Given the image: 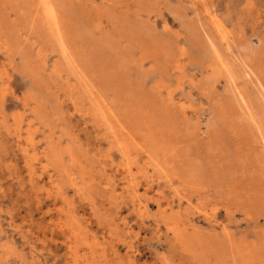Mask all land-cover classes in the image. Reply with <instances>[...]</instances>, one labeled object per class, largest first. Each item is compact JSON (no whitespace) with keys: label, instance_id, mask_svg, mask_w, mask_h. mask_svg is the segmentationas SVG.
<instances>
[{"label":"rangeland","instance_id":"rangeland-1","mask_svg":"<svg viewBox=\"0 0 264 264\" xmlns=\"http://www.w3.org/2000/svg\"><path fill=\"white\" fill-rule=\"evenodd\" d=\"M52 1L90 84L50 39L40 0H0V264H264V191L250 208L210 181L187 191L172 174L185 168L180 159L151 165L144 126L121 110L122 133L95 108L97 99L116 110L123 101L131 111L171 112L182 128L185 119L184 164L205 168L218 102L247 100L264 119V89L240 49L264 50V0ZM217 54L234 81L214 75ZM105 76L119 83L117 101ZM96 84L99 95L89 90ZM224 146L235 158V145ZM227 163L246 175L264 170L251 158L246 167Z\"/></svg>","mask_w":264,"mask_h":264},{"label":"bare ground","instance_id":"bare-ground-1","mask_svg":"<svg viewBox=\"0 0 264 264\" xmlns=\"http://www.w3.org/2000/svg\"><path fill=\"white\" fill-rule=\"evenodd\" d=\"M49 1L40 0L48 25L50 27V31L52 32V37H50V39L54 41V43L59 47V50L64 56V60L67 62V65L71 68L72 73H76L82 78L85 85L89 86L90 83L88 82V77L86 76L85 72H83V68L78 65L76 59L70 55L66 40L62 34L61 25L56 10L53 8L54 6L49 4ZM52 5H54V3ZM240 49L244 58V62L251 68L256 69L255 72L257 74L258 81L260 80V83L264 89V50L261 48L255 49L253 45L249 43L243 44ZM259 51H261L260 57ZM209 66L212 67L215 76H226L229 82L234 81L233 71L230 69L225 60L222 59L218 54ZM179 69L182 70L181 68ZM101 80L104 85H107L112 89L114 94L113 96L117 101L116 97L120 96L116 90L119 88V83L116 82L115 78L108 80L106 76L102 77ZM114 82L116 83V88H114L112 85ZM89 90L97 91L98 95L102 93V91L99 90V86L97 84L96 86L93 85L90 87ZM154 90L157 94L161 95L167 91V88L163 83H159L154 88ZM236 93H238L242 99L240 89L236 90ZM167 97L169 103L172 104L173 95L170 91L167 92ZM117 102L122 106H119L120 110L114 109L105 99H97L95 102L97 116L102 118L103 121H109L110 119L113 121V123L119 126L120 131L123 133V131L126 130V125L128 122L125 123L120 120L117 112L125 110L127 112L126 116L132 125L138 127L144 126L145 130L143 129L144 131H141V133L145 132L147 135V142L145 141V144L149 158L152 161L151 165L154 168L158 170H165L167 166H171V168H173L174 163H172L173 165H170V158L174 156L177 159H180L181 164L183 162L182 165H184L185 168L177 170L174 167L172 170V174H174L173 176L177 178L182 188L186 189L187 191L196 190L199 193V191L205 188L204 182L210 181V183L215 188L220 189L219 192L225 196L226 200L228 198L229 201H232L240 208L253 207L254 204L259 201V198L264 191V185L260 184L261 180L262 183L264 181V170H262L259 174L253 173L252 175H246L244 170H235L233 166H229V163H227L229 159H233L235 162H237L239 167H242V164H245V162L251 158L256 164L259 163L260 166L263 165L264 168V119L259 120V117L254 115L252 112V106L247 100L242 101L243 105L241 108L235 106V104L232 105V103H229L227 107H224L222 102H218L215 107V121H218L216 123L218 127H214L212 124L209 125V127H213V129L210 130L209 133H211V135L208 136L206 142V144L211 147V149H209L210 152L208 153V166L205 168L199 167V169L186 167V164H184L186 154H184L182 145H184L186 142L189 132L187 129V121H185V119L184 122L186 128H182L177 124L176 120L174 119L175 117L171 115V112L165 111L162 113L159 109H147L145 107L139 111L137 109H133V111H131L129 106L123 107V101ZM181 107L183 108V105H181ZM157 123L161 124L160 127L156 126ZM196 128L198 131V126ZM222 129H225V133L222 132ZM129 136H134V134L130 133ZM171 141L173 142L172 146H170ZM126 142L127 141L125 139H122L118 142V145L121 148L122 154L124 156H129L130 151ZM226 142H232L235 145V158L231 157L232 155L229 153V149H224V144H226ZM254 147H256V150H254ZM218 156L221 158V163L219 162L220 164H218ZM246 166L247 164H245V167ZM256 178L259 179V185L257 184L258 182L255 183ZM72 180L74 181V178H72ZM221 180H224L225 184L223 186L220 185ZM244 180H246V182H243ZM170 181H172V179H170ZM179 189L180 187L177 188V190ZM225 207H227L226 212H231L228 205H225ZM174 224L176 223L174 222ZM171 230L177 234L179 232L176 226H171ZM180 235L183 236L184 234ZM237 245L238 244L235 246Z\"/></svg>","mask_w":264,"mask_h":264}]
</instances>
